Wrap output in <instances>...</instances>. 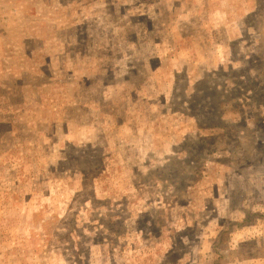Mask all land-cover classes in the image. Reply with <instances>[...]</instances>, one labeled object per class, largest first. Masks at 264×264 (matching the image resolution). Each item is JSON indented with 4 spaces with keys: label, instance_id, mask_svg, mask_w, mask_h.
I'll return each mask as SVG.
<instances>
[{
    "label": "rangeland",
    "instance_id": "1",
    "mask_svg": "<svg viewBox=\"0 0 264 264\" xmlns=\"http://www.w3.org/2000/svg\"><path fill=\"white\" fill-rule=\"evenodd\" d=\"M0 264H264V0H0Z\"/></svg>",
    "mask_w": 264,
    "mask_h": 264
}]
</instances>
